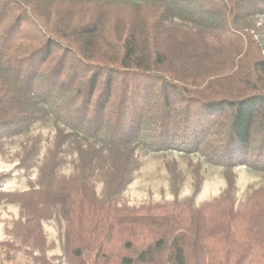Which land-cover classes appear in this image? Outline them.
Returning a JSON list of instances; mask_svg holds the SVG:
<instances>
[{
	"label": "trees",
	"instance_id": "trees-1",
	"mask_svg": "<svg viewBox=\"0 0 264 264\" xmlns=\"http://www.w3.org/2000/svg\"><path fill=\"white\" fill-rule=\"evenodd\" d=\"M260 16L264 0H0V138L49 116L57 127L40 186L0 193L29 213L15 223L21 245L0 241V264L19 251L50 264L55 210L67 264H264V186L237 208L233 170L264 173ZM139 146L199 153L225 166L226 187L201 207L197 190L120 205ZM38 150L25 146L21 167Z\"/></svg>",
	"mask_w": 264,
	"mask_h": 264
},
{
	"label": "rangeland",
	"instance_id": "rangeland-1",
	"mask_svg": "<svg viewBox=\"0 0 264 264\" xmlns=\"http://www.w3.org/2000/svg\"><path fill=\"white\" fill-rule=\"evenodd\" d=\"M255 31L264 40V17L256 19ZM57 127L54 118L49 116L44 121L34 123L21 134L0 138V175L6 174L0 181V193L24 192L32 187L38 188L37 182L42 167L52 157L54 136ZM38 142L39 150L29 169L21 167L24 147ZM68 141L62 146L58 157L60 175H70L75 170L77 155ZM136 157L140 167L135 171L133 181L127 186L120 199V205L141 206L150 203L171 202L176 197L180 200L194 196L195 207L217 200L226 187L225 166L208 161L199 153L186 154L175 150L152 151L137 147ZM236 181V207H241L249 194L264 186V173L247 165L234 167ZM174 171V172H173ZM172 172L174 175H172ZM98 194L102 193L103 183L95 180ZM29 213L23 211L18 203H12L0 197V241H12L21 245L15 232V223L23 221ZM65 222L58 212L52 218L43 221L47 238V257L50 264H67L63 254V230ZM37 254V252H36ZM3 253L0 251V260ZM4 264H37L23 251L16 252L11 261Z\"/></svg>",
	"mask_w": 264,
	"mask_h": 264
}]
</instances>
